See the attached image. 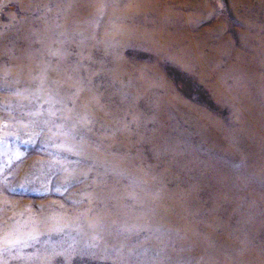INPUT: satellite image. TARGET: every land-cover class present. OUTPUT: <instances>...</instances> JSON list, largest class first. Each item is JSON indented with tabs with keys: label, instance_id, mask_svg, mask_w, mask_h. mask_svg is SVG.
I'll use <instances>...</instances> for the list:
<instances>
[{
	"label": "bare ground",
	"instance_id": "6f19581e",
	"mask_svg": "<svg viewBox=\"0 0 264 264\" xmlns=\"http://www.w3.org/2000/svg\"><path fill=\"white\" fill-rule=\"evenodd\" d=\"M50 15L64 16L63 22L36 17L11 32L15 69L26 62L32 70L40 68L46 78L40 82H49V95L26 91L35 98L28 106L39 108L40 97L50 103L37 121L48 126L51 142L82 159L72 177L94 174L87 196L94 205L73 215L41 216L44 227L34 231V238L65 233L61 246L70 243L73 251L113 264H264V29H259L261 38L243 39L250 47L235 54L242 67L235 63L223 73L214 59L196 50L195 42L185 45L179 35L131 28L129 37L153 48L178 41L172 57L188 70L199 68L203 78H214V100L231 112L223 118L222 111L183 102L175 92H148V85L143 92L125 91V81L132 84L141 65L108 54L106 62L96 64L92 53L73 57L72 45L85 47L95 32L87 28L96 22L88 4L71 1ZM254 40L258 46H252ZM87 61L102 67L99 76L121 79V91L100 92L101 85L92 79L97 73L85 67ZM82 72L88 83L72 94L48 79L56 74L65 84L69 75L77 83ZM231 72L241 74L232 84ZM107 112L116 113L119 123L109 138L88 126L92 118L109 129L112 120H99ZM121 135L124 143L118 141ZM133 138L150 145L154 159L149 166H143L142 152L129 154ZM161 165L165 168L159 170ZM16 235L25 237L19 231Z\"/></svg>",
	"mask_w": 264,
	"mask_h": 264
},
{
	"label": "rangeland",
	"instance_id": "374dc122",
	"mask_svg": "<svg viewBox=\"0 0 264 264\" xmlns=\"http://www.w3.org/2000/svg\"><path fill=\"white\" fill-rule=\"evenodd\" d=\"M71 1L88 4L96 18L95 25L87 27L95 32L86 40L85 47L79 44L84 35L79 36V43L72 45L70 53L73 57L92 53L96 64L106 62L108 54L121 57L132 65H141L143 71L136 80L132 84L129 78L125 81V91L142 90L148 85V92H175L183 102L215 114L222 111L223 118L229 117L231 112L214 100V78L211 75L203 78L199 68L188 70L172 57L179 51L178 41L170 46L162 44L153 48L129 37V33L133 28L142 27L156 29L162 36L179 35L185 45L195 42L197 51L214 59L219 71L229 73V66L242 67V61L235 54L250 45L243 39L261 38L259 29H264V0H0V264H113L102 257L73 251L70 243L61 246L65 233H47L34 238V231L44 227L41 216L56 212L73 215L94 205V201L87 198L94 174L72 177L77 166L83 165L82 159L63 148L60 142H51L48 126L37 121L47 113L50 103L40 97L36 100L39 108H29L35 98L26 91L49 95L50 84L40 82L46 79L40 68L32 70L28 63L17 61L21 69H15L11 32L36 17L61 24L64 16L50 14L64 10ZM254 41L252 46H258ZM5 49L9 52L4 53ZM85 67L97 73L92 79L101 85L100 92H119L121 79L119 82L99 76L103 73L102 67L99 69L89 62ZM110 69L106 65L104 70ZM231 73L230 84L241 76ZM48 77L50 82L61 83L64 91L70 94L77 92L80 86L83 88L89 79L84 72L79 78L76 76L77 83L69 75L64 79L65 84L56 74ZM54 107L58 113L56 118L62 117L57 103ZM127 119L129 124L131 118ZM99 120H112L111 127L101 129L100 123L92 118L88 126L106 138L119 126L114 112L101 115ZM118 141L124 143L125 137L119 136ZM131 142L129 154L136 156L142 152L143 166H149L154 159L150 145L135 138ZM164 168L161 165L159 170ZM18 231L25 234L23 239L17 237Z\"/></svg>",
	"mask_w": 264,
	"mask_h": 264
}]
</instances>
